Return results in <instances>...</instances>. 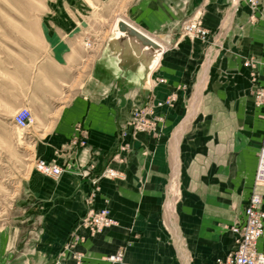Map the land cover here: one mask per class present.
I'll return each mask as SVG.
<instances>
[{
    "label": "crops",
    "instance_id": "crops-1",
    "mask_svg": "<svg viewBox=\"0 0 264 264\" xmlns=\"http://www.w3.org/2000/svg\"><path fill=\"white\" fill-rule=\"evenodd\" d=\"M125 8L109 31H98L93 91L81 87L52 111V90L43 85L51 88L57 70H68V47L52 37L56 48L36 59L24 98L32 109L35 99L45 105L33 111L38 123L28 132L33 158L60 165L63 174L32 175L36 219L26 237L0 241V264H74L77 251L87 264H214L233 248L231 226L264 145V109L255 107L247 64L264 49V0H128ZM119 17L165 47L145 86L120 85L101 61ZM189 23L206 36L189 34ZM151 96L173 101L154 112L149 129L134 133L128 107ZM123 143L130 148L120 153ZM108 168L121 177L102 176ZM107 203L116 224L66 247L79 219ZM120 251L122 262H111Z\"/></svg>",
    "mask_w": 264,
    "mask_h": 264
},
{
    "label": "rangeland",
    "instance_id": "rangeland-1",
    "mask_svg": "<svg viewBox=\"0 0 264 264\" xmlns=\"http://www.w3.org/2000/svg\"><path fill=\"white\" fill-rule=\"evenodd\" d=\"M127 1L0 0V241L14 235L19 236V234L21 237H26L30 223L36 219L33 208L35 201L30 192V178L35 172L41 173L38 170V165L43 160L38 162L34 160L28 132L38 123L37 117L33 113L35 122L26 130L19 129L14 123L15 115L23 107L30 108L32 112L45 111L44 101L33 100L36 108L32 109L28 104L29 101L24 99L28 96L29 86H34L36 59L40 60L48 56L51 50L56 48L53 40H51L52 37L54 41L56 38L62 39L63 42L65 41L64 45L68 47L70 54L68 70H57L56 73L60 71L57 75L60 81L58 80L51 85V88L48 85H43V91L52 90L48 101V106L52 111H57V108L65 103L67 96L75 90H80L81 87L85 89L86 93L93 91L94 85L88 81H90V77L92 79L93 56L100 41L98 31L101 30V34L102 31H109L117 16H125ZM232 1L235 2L236 0ZM189 24L185 25L184 29ZM263 57L264 49L259 59H250L247 63L253 69L252 96L257 109H264V99L260 95V91L264 89V77L260 66ZM47 66L46 71H52V65L49 63ZM76 80L79 82L76 83ZM134 101L127 111H130L129 126L131 131L137 133L149 129L154 120H157L154 119V112L162 111L164 106H170L173 100L168 99L157 103L151 96L144 100H138L135 97ZM160 103H162L161 106ZM126 104L127 102H119L117 107L125 109ZM121 134V139H126L128 131L124 130ZM122 146L125 147V151L130 148L127 143H123ZM262 156H264V145L260 147L258 152L252 190L245 205L256 185L255 179L261 166ZM113 171L115 172L114 176L106 175V170L102 176L113 179L121 177L119 172ZM92 184L95 186L96 182ZM262 187H264V183L256 187L261 195ZM103 208H108L112 216L108 203L101 208H90L79 219L66 247L72 244L82 246L89 237H93L102 231L93 234L81 223L91 211L99 212ZM243 209L236 222L243 215ZM236 222L231 226L233 235V226ZM115 224L116 222L113 225ZM77 229H84V232H77ZM77 253L84 256L83 262L87 264L85 253L77 251L74 254ZM117 256H122L123 260V251L114 255V257ZM57 264L67 263L58 261Z\"/></svg>",
    "mask_w": 264,
    "mask_h": 264
},
{
    "label": "built area",
    "instance_id": "built-area-1",
    "mask_svg": "<svg viewBox=\"0 0 264 264\" xmlns=\"http://www.w3.org/2000/svg\"><path fill=\"white\" fill-rule=\"evenodd\" d=\"M260 0H249L252 5H256ZM186 31L195 36L204 38L206 32L203 31L198 24H189ZM261 72L264 77V57L260 63ZM261 97L264 99V89L260 91ZM160 106L162 103L159 104ZM35 122L33 112L28 107L21 108L14 117L15 125L22 130L28 129ZM125 151V147H120V153ZM261 166L259 167L256 185L253 193L245 205L243 215L233 226L235 235L233 248L224 257L218 258L214 264H264V208L263 196L257 191V186L264 183V156H262ZM38 170L44 175L58 178L63 174L60 166L41 161L38 165ZM108 176H114L115 172L112 169H106ZM115 223L111 212L108 208H103L101 211H91L81 225L90 229V232L95 234L108 226ZM77 236V235H76ZM83 255L77 253L75 255V264H85ZM113 262H121L122 256L111 257Z\"/></svg>",
    "mask_w": 264,
    "mask_h": 264
},
{
    "label": "water",
    "instance_id": "water-1",
    "mask_svg": "<svg viewBox=\"0 0 264 264\" xmlns=\"http://www.w3.org/2000/svg\"><path fill=\"white\" fill-rule=\"evenodd\" d=\"M165 47L123 18H117L101 61L111 66L123 85L145 86L159 64Z\"/></svg>",
    "mask_w": 264,
    "mask_h": 264
}]
</instances>
